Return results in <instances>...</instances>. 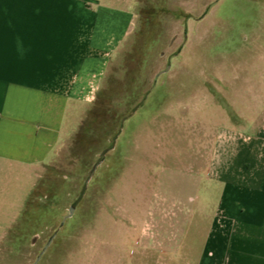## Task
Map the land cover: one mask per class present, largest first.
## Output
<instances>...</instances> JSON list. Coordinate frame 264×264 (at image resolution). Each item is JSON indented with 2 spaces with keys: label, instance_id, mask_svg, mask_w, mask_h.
Listing matches in <instances>:
<instances>
[{
  "label": "rangeland",
  "instance_id": "1",
  "mask_svg": "<svg viewBox=\"0 0 264 264\" xmlns=\"http://www.w3.org/2000/svg\"><path fill=\"white\" fill-rule=\"evenodd\" d=\"M128 5L130 34L64 146L40 167H0V264H73L124 242L129 203L188 171L202 129L211 148L222 124L264 125V0Z\"/></svg>",
  "mask_w": 264,
  "mask_h": 264
},
{
  "label": "crops",
  "instance_id": "2",
  "mask_svg": "<svg viewBox=\"0 0 264 264\" xmlns=\"http://www.w3.org/2000/svg\"><path fill=\"white\" fill-rule=\"evenodd\" d=\"M129 1L0 0V167H40L64 146L130 34ZM200 134L187 172L129 203L124 242L73 264H264V125L222 124L211 148Z\"/></svg>",
  "mask_w": 264,
  "mask_h": 264
},
{
  "label": "water",
  "instance_id": "3",
  "mask_svg": "<svg viewBox=\"0 0 264 264\" xmlns=\"http://www.w3.org/2000/svg\"><path fill=\"white\" fill-rule=\"evenodd\" d=\"M69 209H70V210H69V214H68V215H70V214L72 213V211H73V207H70Z\"/></svg>",
  "mask_w": 264,
  "mask_h": 264
},
{
  "label": "flooded vegetation",
  "instance_id": "4",
  "mask_svg": "<svg viewBox=\"0 0 264 264\" xmlns=\"http://www.w3.org/2000/svg\"><path fill=\"white\" fill-rule=\"evenodd\" d=\"M49 241H51V239L47 240V242H49ZM47 242H46V243H47ZM46 243H45V244H46ZM45 244H44V245H45ZM43 247H44V246H43ZM40 252H41V251H40ZM40 252H39V255H40ZM39 255H38V256H39ZM38 256H37V257H38Z\"/></svg>",
  "mask_w": 264,
  "mask_h": 264
}]
</instances>
